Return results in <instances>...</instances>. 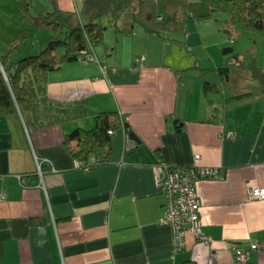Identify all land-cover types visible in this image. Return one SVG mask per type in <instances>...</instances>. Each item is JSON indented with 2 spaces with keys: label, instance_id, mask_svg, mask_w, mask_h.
<instances>
[{
  "label": "crops",
  "instance_id": "0c3cea01",
  "mask_svg": "<svg viewBox=\"0 0 264 264\" xmlns=\"http://www.w3.org/2000/svg\"><path fill=\"white\" fill-rule=\"evenodd\" d=\"M39 1L41 8L30 0V9L74 11L82 3ZM10 2L0 0V16ZM15 7L17 27L1 38L0 54L29 28ZM117 24L106 27L96 48L104 69L71 61L49 73L47 95L82 100L89 117L40 129L30 142L23 125L0 118V264H240L237 245L251 255L246 264H264V199L251 197V186L264 187L261 83L231 67L222 96L205 93L202 84H220L216 69L225 59L211 57L204 42L190 55L183 44L149 35L126 17ZM257 47L264 71V35ZM195 59L201 68L209 59L211 70H183ZM103 112L123 113L130 131L114 135L109 159L87 175L75 169L65 136L74 126L90 128ZM195 164L220 170L216 179L196 181L207 240L187 230L177 249L171 226L159 223L166 202L160 181L167 166Z\"/></svg>",
  "mask_w": 264,
  "mask_h": 264
},
{
  "label": "trees",
  "instance_id": "16d2710c",
  "mask_svg": "<svg viewBox=\"0 0 264 264\" xmlns=\"http://www.w3.org/2000/svg\"><path fill=\"white\" fill-rule=\"evenodd\" d=\"M15 1L21 21H26L29 28L48 30L55 35L44 45L41 43L39 52L21 56L20 47L29 38L30 31L29 28H23L16 38L9 41L7 50L0 54V118L11 119L23 125L22 128L24 127L29 139L40 129L89 117L86 104L82 100L67 102L52 99L47 95L46 87L51 82L49 73L65 62H80V57L97 54L96 48L103 45L106 29L98 18L108 15L109 10L116 15H124L132 25H137L149 35L183 44L187 51L190 45L188 46L182 38L189 36L190 40L195 32L194 24H191L192 19L204 22L212 19L218 12L226 13L229 16L227 20L238 24L242 33L248 37L258 41L264 35V0H82L81 10H56L52 13H40L34 8L31 10L30 0ZM111 2L115 4L116 10L111 7ZM84 15L89 17V21ZM111 20L114 21L113 26L117 27V20ZM117 29L123 32L122 29ZM229 41L233 42V38ZM200 42H204V38L192 39V45ZM250 44L251 42H247L245 46ZM205 45L212 53V47ZM237 54L236 61L230 64L232 67L242 66L244 59ZM211 57L220 56L212 53ZM208 60L201 62L205 69L201 68L199 60L195 59L194 65L183 70L209 71L211 68L207 66ZM254 62L256 61L252 60V63ZM251 69L253 77L259 80L264 89V71L256 65ZM216 71L220 84L205 83L202 87L205 93L211 91L222 96L220 88L230 82V69L224 63L218 66ZM222 98L226 102L234 100ZM122 130L124 135L130 131L127 117L123 113L103 112L94 116L90 128L77 126L66 134L64 144L75 161V169L88 175L92 166L106 162L112 152V139ZM71 142L74 143L70 145ZM205 237L207 240L206 235ZM242 248L240 245L234 248L233 255L237 261L238 252L247 251ZM184 264L196 263L188 260Z\"/></svg>",
  "mask_w": 264,
  "mask_h": 264
},
{
  "label": "rangeland",
  "instance_id": "374dc122",
  "mask_svg": "<svg viewBox=\"0 0 264 264\" xmlns=\"http://www.w3.org/2000/svg\"><path fill=\"white\" fill-rule=\"evenodd\" d=\"M5 4H7V3H5ZM15 5H16V1L11 0V2L9 4L3 5V7H2V14H1L2 16H0V42H1L2 37L4 39V37H8L11 35L10 32L13 30V27H17L16 24H17V21L19 19V15L15 16V14L17 13ZM34 5L37 8H41L39 0H35ZM31 6H33V4H31ZM79 7L80 8L82 7L81 2H79ZM111 7L114 10H116L115 4L113 2H111ZM126 11H128V9ZM43 13H47V12H43ZM83 17L87 21H89V17H87L85 15ZM123 17H124V15H122V16H120V14L116 15L115 12H113L112 10H109L108 15L100 16L98 19L100 20L101 23H103V25L108 27V29L111 31V30H113V23H114V21L111 19L114 18L115 20H118L119 18H123ZM228 18H229V16L226 13L218 12L212 17V19L204 21V22H198V21H195L192 19L193 22L191 24H194L195 32L192 33V31H191L192 36H191L190 40H188L189 36L187 38H185V37L182 38L183 41L186 40V44H188V46L190 45V49H189L190 52L187 51L186 48H185V51H187L191 55L192 52L194 51L193 50L194 44L192 45V39L204 38L205 44H207V46L212 47V53L218 54L222 59H225V63H226V65L229 66V69H231V67H232V65H230L231 62L236 61V56L238 55L237 53H239L240 56H242V58L244 59L242 61V66L241 67H232V69L235 71L241 72V71H244L245 69L249 68V71L251 72L250 75H252L253 74V71L251 69L252 66L253 65L258 66L256 63L257 62L256 58H257V54L259 53L258 47H257L259 44V40L257 41L255 39H252V38L248 37L247 35H245L244 33H242V29L240 28V26L238 24H235L234 22L228 21L227 20ZM7 31H10V32H7ZM9 33H10V35H9ZM33 37L36 40L32 41ZM51 37H55L54 33L51 31L31 29L29 38L20 47L21 52H22L21 56H25L28 53L33 54V53L39 52L41 43L43 42L42 45H44L47 42V40L50 39ZM230 38H233V42L229 41ZM247 42H251V45L245 46V44ZM254 42H256V43L254 44ZM112 43H113V41H112ZM106 44H108V39H106ZM202 46H204V45L202 44ZM101 47L102 46H98L97 50ZM232 48H233V50H232ZM227 49H231L232 51L224 54L225 50H227ZM57 51H59V49ZM252 60H255L256 62L252 63ZM139 62L141 65H143V63L141 61H139ZM243 65H247V66L243 67ZM239 68H241V69H239ZM2 72H3V70H2ZM244 72H246V71H244ZM241 74L242 73H239V75H241ZM3 75L5 76L4 72H3ZM5 78H6V76H5ZM254 79L257 80L256 78H254ZM251 84H254V86L251 88L252 92L257 90V93H258V87L256 88L255 83H251ZM248 85H250V84H248ZM73 129H75V126ZM28 140L30 142L29 137H28ZM201 166H203V165H201ZM173 167H175V166H173ZM255 188H256L255 186H251V189H255ZM259 188H264V187H259ZM256 199H264V197L263 198H256Z\"/></svg>",
  "mask_w": 264,
  "mask_h": 264
},
{
  "label": "built area",
  "instance_id": "2783aa9c",
  "mask_svg": "<svg viewBox=\"0 0 264 264\" xmlns=\"http://www.w3.org/2000/svg\"><path fill=\"white\" fill-rule=\"evenodd\" d=\"M92 61L104 69L98 57L92 53L85 57H80V62ZM144 64V62H142ZM198 158V156H196ZM38 170L40 165L38 164ZM220 170L217 167L201 166L198 164L179 169L167 166L166 174L160 181L161 191L166 196L165 211L160 218V224L171 226L175 236V246L181 248L184 243L185 232L189 230L199 242L205 241L206 237L202 233L200 222L201 203L198 198L196 181L199 178H218ZM253 199L264 197V188L256 187L251 189ZM256 246L253 245V248ZM248 251L238 252V261L246 264L250 260Z\"/></svg>",
  "mask_w": 264,
  "mask_h": 264
},
{
  "label": "water",
  "instance_id": "95a60500",
  "mask_svg": "<svg viewBox=\"0 0 264 264\" xmlns=\"http://www.w3.org/2000/svg\"><path fill=\"white\" fill-rule=\"evenodd\" d=\"M230 51H232V50L231 49H227V50H225L224 54L228 53ZM129 136H130L131 139L138 140V138H137L136 134H134V132H130Z\"/></svg>",
  "mask_w": 264,
  "mask_h": 264
}]
</instances>
